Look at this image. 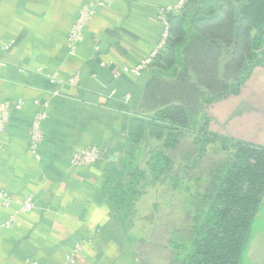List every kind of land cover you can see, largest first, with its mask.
<instances>
[{"label":"crops","instance_id":"1","mask_svg":"<svg viewBox=\"0 0 264 264\" xmlns=\"http://www.w3.org/2000/svg\"><path fill=\"white\" fill-rule=\"evenodd\" d=\"M97 1L0 0V107L13 106L0 139V192L35 202L10 229L3 225L15 206L0 204V264H70L66 257L78 244L76 264L174 262L151 234L156 222L164 225L160 201L183 181L141 184L131 216L116 193L129 161L141 159V146H161L146 123L142 136L137 132L146 117L136 104L147 70L122 71L150 57L162 33L158 11L177 0H104L110 6L98 10L73 55L69 31L80 8ZM36 102L49 109L35 156L29 131L41 110ZM206 117L211 134L264 147V68L253 70L238 96L210 105ZM88 147L105 151L103 159L73 167Z\"/></svg>","mask_w":264,"mask_h":264},{"label":"trees","instance_id":"2","mask_svg":"<svg viewBox=\"0 0 264 264\" xmlns=\"http://www.w3.org/2000/svg\"><path fill=\"white\" fill-rule=\"evenodd\" d=\"M168 22L165 48L148 66V79L136 106L145 111L147 105L158 102L160 89L174 99L162 97L157 115L145 117L137 129L142 136L147 125L162 145L150 151L149 175L129 173L130 164L123 170L126 178L122 181L127 182L130 175L133 182L126 183L127 187L120 182L116 202L129 216L142 195L140 183L177 182L168 152L189 130V114L196 98L199 102L198 95L209 105L238 96L253 70L264 68V0H188L184 11L169 15ZM207 123L208 119L205 129ZM204 134L213 139L207 143L221 141L235 154L224 165L223 175L215 179L206 217L195 223L181 264H245L264 199V147Z\"/></svg>","mask_w":264,"mask_h":264},{"label":"rangeland","instance_id":"3","mask_svg":"<svg viewBox=\"0 0 264 264\" xmlns=\"http://www.w3.org/2000/svg\"><path fill=\"white\" fill-rule=\"evenodd\" d=\"M161 91L162 96L158 102L153 101L147 105L145 111L141 112L146 118H153L157 115V111L161 108L162 97L165 99L169 97V101L174 99L170 96V92H163L160 89L158 93ZM201 95V93L198 95L200 98L197 104V98L195 99L193 109H191L193 111L189 114V130L182 133L177 147L168 152L174 162L172 175L177 179L176 183L183 181L185 186L181 185L182 188L177 187L176 190H171L169 194H165L166 201H160V213L164 217L161 218L163 221L165 220L164 225H157L156 222L152 228V242L160 245L163 248L162 251L165 250L167 258L171 262L174 261L172 264H181L186 257L185 248L189 247L190 234L195 223L197 222L199 225L206 217L210 205L208 197L215 179L223 175L224 165L231 162L235 154L231 147H225L221 141L207 143L208 140L209 142L213 140L204 134L206 132L211 135L204 128L208 119L206 117L207 109L210 105L204 103L206 98ZM154 137L157 136L154 135ZM154 147L157 145L151 148ZM151 148L147 149L145 145L141 146L138 154L143 155L139 161L137 159L136 161H129V173L145 172L149 175ZM127 176H129L127 183L133 182L130 181V175ZM165 183L169 184V179ZM189 183L192 185L191 187H188ZM140 184L147 185L146 182ZM162 195L161 193L160 197ZM152 196L153 194L147 197L148 201ZM189 214L192 216L188 217ZM245 264H264V199L257 215Z\"/></svg>","mask_w":264,"mask_h":264},{"label":"built area","instance_id":"4","mask_svg":"<svg viewBox=\"0 0 264 264\" xmlns=\"http://www.w3.org/2000/svg\"><path fill=\"white\" fill-rule=\"evenodd\" d=\"M187 1L188 0H177L176 3L163 7L158 11V19L162 25L160 41L148 59L142 61L141 64L134 69L124 68L122 71L123 73H131L135 76H140L142 72L147 70L148 66L159 57L161 52L164 50L166 41L168 39V16L171 14H181L184 11ZM106 6H110L107 1L98 0L95 3H90L80 8L78 17L68 34V43L71 54L74 55L76 53L79 44L83 40L85 28L97 15L98 10ZM50 81L51 83L56 84L58 82V74L53 75ZM36 105L39 106L41 110L34 116L29 131V149L35 156L40 144L44 139L42 123L47 118L49 109V104L46 102H36ZM16 108L19 109L20 106H17ZM12 109L13 106L8 102L3 103L0 107V139L7 130L11 119ZM104 154L105 151H102L97 147H88L73 157L71 165L73 167L91 166L103 159ZM0 204H2L6 209H10L11 207L15 206L14 211L12 214H10L8 220L3 225V227L6 229H10L16 224L17 217L20 214L31 213L35 209L34 197L29 195L18 201H14L11 195L5 191L0 192ZM82 251L83 245L78 244L74 250L70 252L69 255H67L66 261L70 264H76L77 257Z\"/></svg>","mask_w":264,"mask_h":264}]
</instances>
